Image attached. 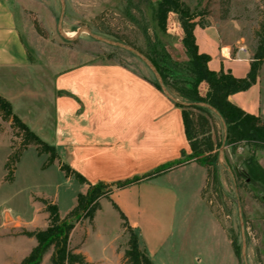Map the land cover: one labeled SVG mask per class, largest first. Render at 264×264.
I'll use <instances>...</instances> for the list:
<instances>
[{
	"label": "rangeland",
	"instance_id": "1",
	"mask_svg": "<svg viewBox=\"0 0 264 264\" xmlns=\"http://www.w3.org/2000/svg\"><path fill=\"white\" fill-rule=\"evenodd\" d=\"M158 3L159 0H13L21 35L32 52L29 57L36 66L34 71L45 82L57 68L62 71L90 62L116 63L152 82V74L135 54L103 40L147 53L153 49L160 53L165 46L173 61L187 63L179 42L182 35L179 17L172 13L168 15L166 27L170 35L163 36L152 18V9ZM179 3L189 8L198 26L215 27L221 38L237 40L249 58L253 57L255 33L264 18V0H231L228 5L225 0H179ZM69 33H74V37H69ZM198 90L204 96L206 86L201 84ZM11 105L16 116L21 114L22 101ZM210 127L213 141L221 140L223 128L215 115L210 119ZM33 130L37 137L51 145L49 133L39 127ZM13 135L11 124L0 118V264L18 263L31 246L25 238L11 239L5 235L17 236L23 228L42 227L40 205L44 212L45 204L50 210L55 205L60 218H64L76 205L77 195L84 190L73 177L67 179L60 171V165L69 168L65 162L66 154L63 158L58 156L59 164L45 167L48 157L38 155L30 146L13 163V151L21 141ZM252 151L254 148L246 142L231 148L225 146L221 155L220 148H215L220 190L209 184L202 194L204 182L201 201L198 200L199 178L185 176L170 184L173 193L170 200L162 203L159 198L151 197L147 205H140L141 212L135 211V222L140 230L135 234L140 242L139 249L142 251V246H146V256L152 264H264V192L241 175L246 171ZM253 157L264 169V150L257 151ZM184 160L188 162L186 157ZM110 190L103 188L101 192L107 194ZM141 194L135 191V202L140 200L141 203ZM31 197L40 205L32 203ZM101 200L102 209L95 217L97 230H91L87 219L81 220L76 224L72 238L70 236V245H79L86 236L81 252L88 260L125 264L115 255H122L126 250L130 232L122 228L118 213L106 202L107 196ZM167 205H170L168 209ZM46 221L43 230L48 225V219ZM231 236L235 251L231 247ZM242 237L244 255L241 253ZM46 259L43 264H50Z\"/></svg>",
	"mask_w": 264,
	"mask_h": 264
},
{
	"label": "crops",
	"instance_id": "2",
	"mask_svg": "<svg viewBox=\"0 0 264 264\" xmlns=\"http://www.w3.org/2000/svg\"><path fill=\"white\" fill-rule=\"evenodd\" d=\"M15 9L13 0H0V97L10 104L12 111L11 103L22 101L23 108L17 117L31 132H35L34 127H39L49 133L51 146L60 158L66 154L65 162L71 170L92 185H111L141 178L190 155L180 109L147 80L123 66L112 62H90L62 71L57 68L49 82L37 76L36 66L29 57L32 52L21 35ZM193 34L198 53L210 58L207 64L210 71L230 74L236 79L248 75L252 58L239 47L237 40L225 41L213 26L197 25ZM181 38L182 35L179 42ZM180 45L182 47L181 42ZM228 101L246 114L264 119V64L260 66L255 83L247 91L229 96ZM6 144L11 149L8 140ZM41 168L44 169V165ZM185 176L199 178L198 200L201 201L206 171L194 161L164 170L156 177L127 188L113 190L109 199L123 213L127 226L135 234L140 230L135 222V211L141 212L140 205H147L151 197L159 198L161 202L170 200L173 197L170 184ZM83 186L80 194L86 192L87 186ZM135 191L142 193L141 203L140 200L135 202ZM32 197L31 202L40 205ZM102 201H99V210L90 226L93 232L97 230L95 217L102 209ZM106 202L112 206L111 202ZM39 209L43 226L23 229L45 228L48 215L41 205ZM5 237L29 240L28 254L36 245L33 238ZM85 239L86 236L77 245L81 254ZM113 251L115 253L114 244L111 245L114 257ZM142 251L147 254L145 245ZM82 255L91 264L108 262H92ZM121 256L116 254L115 258L120 260ZM49 257L50 253L45 255L41 264L46 258L49 261Z\"/></svg>",
	"mask_w": 264,
	"mask_h": 264
},
{
	"label": "trees",
	"instance_id": "3",
	"mask_svg": "<svg viewBox=\"0 0 264 264\" xmlns=\"http://www.w3.org/2000/svg\"><path fill=\"white\" fill-rule=\"evenodd\" d=\"M225 2L228 5L231 0H225ZM170 13L177 14L179 17L178 22L182 31L180 42L187 56V63L180 64L173 61L166 52L165 46L161 48L160 53L156 50L154 51V49L149 53L136 48L135 50L153 64L165 88L180 103L207 104L219 113L226 125L225 146L231 148L241 142H246L254 148L246 162V171L242 172L241 175L248 180V183L260 186L264 192V169L255 162L253 157L257 151L264 150V119L250 116L228 101L229 96L245 92L255 83L260 66L264 64V18L259 23L258 30L255 33L256 48L252 57L250 71L245 78L236 79L230 74L215 73L208 69L207 64L210 58L198 53L193 34L195 27L199 23L194 21V17L190 15L189 8L183 3H179V0H159L156 7L152 9L153 22L156 24L159 33L163 36L170 35L166 27ZM148 82L162 93L154 78L152 82ZM201 84L206 86L204 96L200 95L198 90ZM174 106L181 111L184 135L190 150V155L186 157L187 161H194L197 165L206 169L207 175L202 194H204L209 184L213 188L220 190L215 169L216 159L218 158L215 148H220L222 139L215 142L212 139L210 119L214 114L204 107H185L179 104H174ZM0 118L2 121L11 124V129L14 132L13 136L21 140L18 148L13 151V163L17 161L21 152L33 146L38 155H46L48 157L45 167L53 163L59 164V157L55 149L31 132L13 113L10 104L1 97ZM184 158L178 163L159 168L141 178L111 185L105 183L92 185L75 171L67 166L60 165V171L66 178L73 177L80 185H86L87 190L85 194L77 195L76 205L64 218H60L55 205L50 210L48 205L45 204V212L48 214V225L45 230H21L17 236L33 238L36 245L19 264H41L43 257L49 251H51L50 264H91L78 252L79 246L71 247L70 245V236L76 224L86 219L91 224L95 212L99 210V201L107 196L108 201L111 202L109 195L113 190L124 189L141 180L156 177L164 170L184 164L186 161ZM103 188L111 190L105 194L101 192ZM111 204L119 215L122 228H127L130 232L127 248L122 253L121 260L125 264H152L143 251L139 249L138 237L127 226L123 213L115 204L112 202ZM230 241L231 247L235 251L234 237L232 238L231 236Z\"/></svg>",
	"mask_w": 264,
	"mask_h": 264
},
{
	"label": "water",
	"instance_id": "4",
	"mask_svg": "<svg viewBox=\"0 0 264 264\" xmlns=\"http://www.w3.org/2000/svg\"><path fill=\"white\" fill-rule=\"evenodd\" d=\"M61 17H62V14H61ZM61 17L59 19V23H58V27H60V21H61ZM90 37H92L93 39H97V37L95 35H93L92 33H90L88 30H85ZM80 33V31L78 32V34ZM61 36L66 39V40H69V38L66 37L65 34H62L61 33ZM104 42H107L109 43L110 45L112 46H115V47H119V48H122L126 51H129L133 54H135V56H137V58L148 68V70L150 71V73L152 74L153 78L156 80L158 86L160 87L161 89V92L162 94L167 98L169 99L173 104H179V105H182V106H185V107H189V106H198V107H204L206 109H208L212 114H214L220 121L221 125H222V128H223V136H222V141H221V146H220V152H219V155L222 154L223 152V148L225 147V142H226V135H227V132H226V125H225V122L224 120L222 119V117L219 115V113L212 107H210L209 105L207 104H203V103H197V104H188V103H180L175 97H173L169 91L165 88V86L163 85L161 79H160V76L157 72V70L155 69V67L153 66V64L145 57L143 56L142 54H140L139 52H137L136 50H132L130 48H128L127 46L125 45H122V44H119V43H114V42H108L106 40H103ZM238 213H239V219H240V222L242 220L241 218V213H240V208H238ZM242 240H243V237H242ZM244 252H245V244H244V240L242 241L241 243V253L244 255Z\"/></svg>",
	"mask_w": 264,
	"mask_h": 264
},
{
	"label": "bare ground",
	"instance_id": "5",
	"mask_svg": "<svg viewBox=\"0 0 264 264\" xmlns=\"http://www.w3.org/2000/svg\"><path fill=\"white\" fill-rule=\"evenodd\" d=\"M64 33H65V32H64ZM74 35H75L74 33H69V34H68L69 37H74Z\"/></svg>",
	"mask_w": 264,
	"mask_h": 264
}]
</instances>
